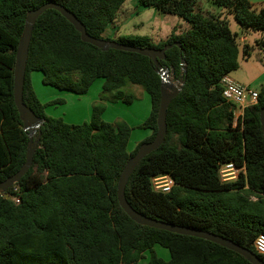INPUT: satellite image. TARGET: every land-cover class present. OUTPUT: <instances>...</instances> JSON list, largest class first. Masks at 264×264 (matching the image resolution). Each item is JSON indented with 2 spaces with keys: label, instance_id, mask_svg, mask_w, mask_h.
Instances as JSON below:
<instances>
[{
  "label": "trees",
  "instance_id": "16d2710c",
  "mask_svg": "<svg viewBox=\"0 0 264 264\" xmlns=\"http://www.w3.org/2000/svg\"><path fill=\"white\" fill-rule=\"evenodd\" d=\"M127 0H0V183L18 172L26 161L30 135L14 101V67L27 14L55 2L86 26L91 36L104 38ZM164 15L187 24L156 46L148 36H122L115 41L139 48L166 51L154 63L137 53L103 51L84 43L81 34L59 12L48 10L36 22L27 61L24 103L43 119L41 142L33 166L14 188L20 203L0 195V264H251L243 256L191 236L142 226L120 207L117 190L127 162L132 128L125 122L102 120L104 101L130 105L131 86L149 95L152 111L143 124L158 131L162 95L160 68L183 82L167 113L163 145L146 156L132 174L126 198L138 213L154 220L185 226L228 239L251 250L261 260L254 242L264 234V135L260 112L264 86L256 104L245 108L235 123V105L223 96L221 81L248 60L254 49L264 52V4L249 0H207L219 12L205 15L202 0H138ZM233 16L242 33H259L254 45L244 44L230 29ZM42 72L43 83L77 95L87 94L103 80L100 102L89 123L67 124L47 117L37 97L31 72ZM39 133L34 136L37 139ZM234 163L243 168L239 178L222 182L219 168ZM170 175V193L153 189L151 179ZM161 246L168 261L155 253Z\"/></svg>",
  "mask_w": 264,
  "mask_h": 264
},
{
  "label": "rangeland",
  "instance_id": "374dc122",
  "mask_svg": "<svg viewBox=\"0 0 264 264\" xmlns=\"http://www.w3.org/2000/svg\"><path fill=\"white\" fill-rule=\"evenodd\" d=\"M263 4H255L254 7L259 9ZM126 6L131 8L126 20L128 25H140V27L136 28V32H128L125 35L150 36L154 45L158 46L165 42L167 40L166 37L173 32L181 33L180 26L184 21L176 16L164 15L152 7L140 6L138 0H128ZM198 9L205 15L219 12V9L212 7L207 0H202L198 4ZM228 21L230 29L238 34V42L240 50H242L246 41L242 39L244 34L241 31V27L233 16H228ZM249 35L248 43L249 45H254L260 34L251 33ZM109 39L115 40L117 37L110 36ZM230 77L241 85L249 86L259 92V89L264 86V52L256 48L252 51V56L248 60L240 57V67L230 73ZM30 79L38 99L42 100L43 104L48 105L45 109L47 117L62 119L65 123L73 125H82L90 122L93 107L100 102L104 83L102 79H99L92 85L87 94L77 95L70 91L45 85L42 72H31ZM167 80L176 87L182 85L181 80H175L172 73L168 74ZM130 92L136 97L130 105L106 99L104 101L106 109L102 115V120L109 124L125 122L132 128L128 146V151L132 152L139 144L145 141V137L151 132L149 129L143 128V124L151 115L152 104L149 95L141 87L131 86ZM155 253L166 261L170 259L169 251L161 246L157 245L155 247ZM149 257L150 253L146 252L141 264H147Z\"/></svg>",
  "mask_w": 264,
  "mask_h": 264
},
{
  "label": "water",
  "instance_id": "95a60500",
  "mask_svg": "<svg viewBox=\"0 0 264 264\" xmlns=\"http://www.w3.org/2000/svg\"><path fill=\"white\" fill-rule=\"evenodd\" d=\"M48 10H55L59 12L68 22H70L76 31L81 34V39L84 43L91 44L103 51H108L110 49L124 52L137 53L142 56L150 58L154 63H157L159 60L166 59L167 49L172 48L173 46H178L181 48L180 43L176 42L173 44H168L161 49L156 48H139L135 46H130L127 44L119 43L115 40L106 41L97 39L90 34H88L86 26L76 17V15L66 9L64 6L55 3L48 2L43 4L35 10H31L27 14L25 28L23 31L22 38L19 43V47L16 54V62L14 67V101L18 109V112L23 120L24 129L30 135V144L28 151L26 153V161L21 167V169L16 172L13 176L7 178L5 181L0 183V195L4 194L7 200H10V194L8 191L26 175V173L33 166L34 157L36 151L41 142V126L43 125V119L38 117L31 108H29L24 103V84H25V75L27 68V61L29 56V48L31 43V38L33 30L38 19L46 13ZM171 73L169 69L160 68V75L162 77V95L160 100L159 112L157 116V126L158 131L155 138L151 142L142 143L136 155L132 157L124 167L122 174L118 183L117 196L120 207L124 212L137 224L142 226H147L150 228L164 230L171 233L191 236L207 240L214 244H217L221 247H224L230 251H233L241 256H243L251 264H264V261L261 260L255 253L251 250L241 247L234 242L225 239L221 236L215 235L210 232H205L185 226H178L175 224H170L163 221H158L150 219L137 211H135L129 204L126 198V187L127 184L134 173L135 169L139 163L149 154L158 150L163 143L165 142L167 136V113L168 108L183 88V82L180 87H176L170 83L168 79V74ZM260 120L262 125V132L264 135V109L260 112ZM39 133L37 139H34V136Z\"/></svg>",
  "mask_w": 264,
  "mask_h": 264
},
{
  "label": "built area",
  "instance_id": "2783aa9c",
  "mask_svg": "<svg viewBox=\"0 0 264 264\" xmlns=\"http://www.w3.org/2000/svg\"><path fill=\"white\" fill-rule=\"evenodd\" d=\"M223 87V98L235 105L234 116L235 123L243 116L246 107L257 103L259 92L251 89L249 86H243L234 81L230 75L223 77L221 81ZM243 168L237 167L234 163L222 164L219 168V177L222 182H231L239 178ZM153 189L156 192L164 194L170 193L175 185L173 178L168 174H161L151 179ZM16 203H20V194L17 188H14V194L10 195ZM254 248L258 254L264 257V234H260L255 242Z\"/></svg>",
  "mask_w": 264,
  "mask_h": 264
},
{
  "label": "crops",
  "instance_id": "0c3cea01",
  "mask_svg": "<svg viewBox=\"0 0 264 264\" xmlns=\"http://www.w3.org/2000/svg\"><path fill=\"white\" fill-rule=\"evenodd\" d=\"M128 1V0H127ZM127 1H126V3L123 5V7L121 8V10H120V12H119V14H118V16H117V18L115 19V21L112 23V24H110L107 28H106V30H105V32H104V34H103V36H104V38H107V39H109L110 38V36H114V37H117V38H119V37H122V36H140V35H137V34H128V35H125V34H127L128 32H130V33H132V32H136L135 30H136V28H139L140 27V25H128V22L126 21L127 20V16L130 14V10H131V8H129V6H126V4H127ZM252 4H262V3H264V0H249ZM138 3H139V1H138ZM126 6V7H125ZM181 28H180V32L182 33L186 28H187V24H185V22L184 23H182L181 24V26H180ZM177 33V32H176ZM177 34H179V33H177ZM143 36H146V35H143ZM249 34H245L243 37H242V39H244V41H246V43L247 44H249L248 43V41H249ZM148 37H150V36H148ZM169 37V36H168ZM168 37H166V38H168ZM150 38H152V37H150ZM116 40V39H115ZM238 83V82H237ZM240 84V83H239ZM32 85H33V83H32ZM263 87V86H262ZM261 87V88H262ZM261 88L259 89V91L261 90ZM38 97V96H37ZM40 100V99H39ZM41 102H42V100H41ZM85 124V123H84ZM151 134H152V132H150V133H148V135L145 137V139L144 140H146L147 138H149L150 136H151Z\"/></svg>",
  "mask_w": 264,
  "mask_h": 264
}]
</instances>
